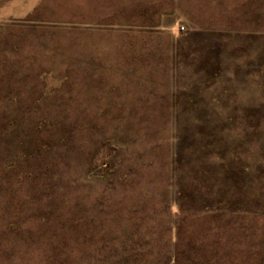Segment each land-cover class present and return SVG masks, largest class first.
Returning a JSON list of instances; mask_svg holds the SVG:
<instances>
[{"label": "rangeland", "instance_id": "374dc122", "mask_svg": "<svg viewBox=\"0 0 264 264\" xmlns=\"http://www.w3.org/2000/svg\"><path fill=\"white\" fill-rule=\"evenodd\" d=\"M0 264H264V0H0Z\"/></svg>", "mask_w": 264, "mask_h": 264}]
</instances>
